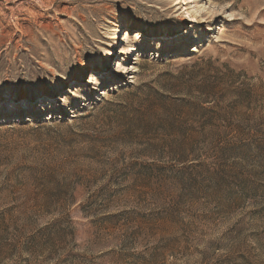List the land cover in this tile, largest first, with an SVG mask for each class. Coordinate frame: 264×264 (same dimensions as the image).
<instances>
[{"label":"rangeland","instance_id":"374dc122","mask_svg":"<svg viewBox=\"0 0 264 264\" xmlns=\"http://www.w3.org/2000/svg\"><path fill=\"white\" fill-rule=\"evenodd\" d=\"M0 264H264V0H0Z\"/></svg>","mask_w":264,"mask_h":264},{"label":"bare ground","instance_id":"6f19581e","mask_svg":"<svg viewBox=\"0 0 264 264\" xmlns=\"http://www.w3.org/2000/svg\"><path fill=\"white\" fill-rule=\"evenodd\" d=\"M126 39H127V40L130 39V36H129V38H128V36H127ZM26 98H29V96H27ZM19 99H20V98H19Z\"/></svg>","mask_w":264,"mask_h":264}]
</instances>
